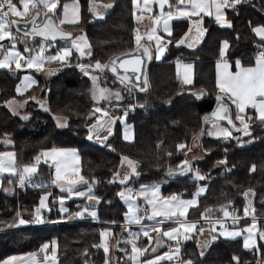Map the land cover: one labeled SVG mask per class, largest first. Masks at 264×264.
Listing matches in <instances>:
<instances>
[{
  "label": "trees",
  "instance_id": "1",
  "mask_svg": "<svg viewBox=\"0 0 264 264\" xmlns=\"http://www.w3.org/2000/svg\"><path fill=\"white\" fill-rule=\"evenodd\" d=\"M65 1L58 0V6L52 13L54 20ZM78 2L82 7L78 22L60 27L71 37L73 31L85 34L88 50L85 55L71 50L66 62L56 64L58 66L48 77L36 74L37 83L22 94L16 93L14 85L23 71L0 69V151L11 149L15 163L22 165L30 163L43 148H75L79 154V172L91 185L90 196L93 198L91 203L86 202V197L69 199L65 202L68 210L59 212L54 200L61 192L50 186L51 172L44 163L38 165L35 174L47 181L48 185L44 187L25 183L21 186L11 174L3 176L0 187V263L13 255L35 253L38 259H42L44 254L52 253L55 264H104L107 253L101 244L100 229L110 230L113 238L120 233L119 226L124 222L125 213V204L118 195L122 188L157 185L164 197L176 196L181 190L184 197L189 196L197 185L206 183L197 204L187 211L186 218L196 220L198 225L197 230L188 234L189 239L179 241V262L163 259L156 264H185L187 261H192V264H237L233 257L239 258V264H264V241L258 236V257L253 248H244L239 238L223 239L212 233L199 236V229L204 231L211 220L221 217L222 206L229 210L237 204V215L245 217L235 225L240 228L249 222L250 216H264V125L253 117L248 129L251 135H245L244 126L235 120V106L227 99L233 122L240 126L239 131L222 124L230 130L231 136H211L207 133L209 123L205 126L201 123L202 115L211 109L216 97L223 95L215 85L213 72L221 41L228 42L225 57L229 61L250 62L254 50L252 41H257L252 28L264 25V0H240L225 7L224 16L231 22L230 27L202 15L199 19L202 35L194 46L190 45V39L188 44L178 43L191 25L188 19L172 20L171 34H158L163 43L162 53H156L153 41L140 35V41H147L152 52L147 70L148 87L136 94L135 99L123 89L122 99L100 102L91 98L89 77L77 68V64L95 66L98 61L106 65L114 54L132 49L137 44L134 31L148 32L155 11L145 17L134 10L133 0H94L97 5H112L106 7L100 17H95L88 12L89 0ZM70 38L49 43L55 47L65 46ZM49 50H53V46ZM175 61L192 62L191 84H182L175 77ZM104 71L107 73L106 68ZM105 83L112 85L109 79ZM195 90H203L204 93L196 98L191 94ZM8 99L23 100V107L17 112L10 111L5 105ZM97 107L110 115L124 112L125 120L132 127V139L121 137L118 120L111 126V135H108L109 129L101 133L104 123L97 119ZM25 116L28 119H24ZM53 116L64 117V126H55ZM245 120L248 122L247 118ZM99 123L102 126L96 133L101 134H90V129ZM199 133L201 135L197 139ZM90 135L91 140L88 139ZM106 135L108 138L104 140ZM179 143H184V147L178 148ZM194 146L198 148L199 156L191 159L186 151ZM122 156L134 161L139 173L132 174L123 184L115 178ZM182 160L183 164L187 161L190 165L188 175L179 179L165 178V170L181 166L179 162ZM194 171L205 178L193 179ZM9 180L13 191L6 193L3 187ZM250 189L254 195L249 200L243 193ZM46 190L50 191L49 208L41 211L43 222L29 224L35 218L33 213L39 197ZM19 205L23 206L20 207L21 219L29 223L16 227L12 223ZM82 206L92 207L95 217L87 213L78 217L76 211ZM245 207L249 208L247 217L244 215ZM206 209L211 211L206 212ZM258 230H264V220L259 219ZM213 236L217 239L213 240ZM114 240L112 264H133L128 257L132 254L130 243L118 238ZM205 241L209 243L205 245ZM45 244L49 247L42 250ZM38 246L41 249L36 252ZM150 247H146L145 254H149Z\"/></svg>",
  "mask_w": 264,
  "mask_h": 264
},
{
  "label": "snow or ice",
  "instance_id": "2",
  "mask_svg": "<svg viewBox=\"0 0 264 264\" xmlns=\"http://www.w3.org/2000/svg\"><path fill=\"white\" fill-rule=\"evenodd\" d=\"M135 3L136 0H133ZM240 0H176V5L169 4V0H159L160 8L163 9L165 4L169 5V8L175 7L176 13L178 15H175L173 11H168L167 12V19L164 21V28L166 31H168V20L173 19V18H180V17H186L190 18L191 16H200L201 13L204 15L208 16H215V20L218 23L225 24L227 26H231V22L228 21L224 13L222 12V9L225 7L233 6L235 3H239ZM58 5V0H0V41L5 40L6 38L10 41L16 40L17 37L13 34L12 28L13 26H18L21 23V19L23 18L24 22L26 23H35L36 18L40 15V8L42 6L43 9H46L47 12H52L57 8ZM148 6V0H145V7L147 8ZM184 6V7H181ZM64 11H65V17L67 18V12L69 9V5L65 4L64 6ZM106 7H112L111 4L106 5ZM213 9H215V12L213 13ZM150 10V9H149ZM73 11L77 12L78 8L73 6ZM91 11V8H90ZM47 12H45V15H47ZM31 16V20L29 21L27 18ZM11 17V18H10ZM65 20H61V23H64ZM71 23H77L78 19H74L69 21ZM47 28V25L45 26ZM17 30H19L17 28ZM154 31V30H153ZM197 31H200L199 25H197ZM252 31L260 37L261 41L264 42V25L256 26L252 28ZM33 33L35 35L43 36L45 40L48 39L49 35L53 40L56 39V34L55 32H46L43 30L37 31L35 28H33ZM169 34H171L169 32ZM27 35V33H25ZM150 40L152 39V36L150 35L148 37ZM79 39H84V37H80ZM141 37L137 35L136 40L137 43L139 44ZM183 39L179 41L178 43H183ZM73 46L77 47L78 50L79 46L76 44L75 41H73ZM13 48L15 45L12 46ZM90 47V45H88ZM229 47L228 42L224 41L223 42V47L221 48V56L223 57L225 54V49ZM4 45L0 44V49H3ZM163 47H158L157 51L158 52H163ZM26 51H32L31 49H26ZM44 51V48L41 47L40 52L42 53ZM145 52H147V49H145ZM85 53L81 50V55H84ZM71 55V51L68 48H64L60 50L56 55L53 56H47L44 57L40 54H37L35 57H29V58H24L22 57L21 53L19 51H7L6 54L4 55V58L0 60V69H11L12 65L15 64V68L17 70L23 68V67H28L32 68L35 66L37 70H40L43 67V62L44 60H47L48 62L51 61H60L63 62L66 60L67 57ZM90 55V53H89ZM158 58V57H157ZM119 59V58H117ZM21 60L24 62L21 63ZM115 61L112 62V71L115 73L116 72V67H115ZM136 63L139 65L141 61L138 59ZM82 71H85L84 66H80ZM109 67V65H101L100 62H96L95 68L103 71L104 68ZM225 73L223 77L221 78L218 75L217 78V87L220 89V92L223 95H218L216 97L218 101V106L217 110L212 114L213 116L217 117L220 120H227L229 124H232L233 127H235L233 123V119L231 118L230 111L228 104L226 103H220L221 101L227 99L228 101L231 102V104L235 105L237 109V113L235 115V120H238L240 124L244 126V132L245 135H251L249 129V124L253 120V116H247V121L245 120V115H246V109L247 108H252L255 110L256 116L255 119L259 121L262 125H264V50H261L255 57V65L251 67H243L241 65V62L239 60L236 61V67L238 69L237 72L234 74L231 72L227 71L228 65L225 63ZM137 69L134 67L132 71H136ZM142 74H143V69H140ZM85 74L87 72L85 71ZM25 81H29V77L24 78ZM93 81H95L97 78L92 77ZM124 79H131L130 77H121V80L123 81ZM31 83H35L34 80L30 81ZM185 82L190 83L191 81L188 80V78H185ZM146 83V80H145ZM17 92L22 94L21 89L17 87ZM143 90V89H142ZM108 90L106 89H99L98 95L94 93L93 98L97 100H105L108 98L106 95ZM117 98L122 99V97H119V94L117 93ZM32 99H35V97H32ZM12 101H9L8 104L9 106L11 105ZM23 107V105H21ZM96 112H104L105 115H107V112L99 107L95 109ZM24 119H28L27 116L23 117ZM205 121H208V117H205ZM63 126V125H62ZM129 129L126 128V132ZM240 129H237L239 131ZM90 131H96V127L93 126ZM211 135V133H209ZM222 134L225 138L231 136V132L227 129L224 128L221 130L220 133ZM108 135H111V130L109 129ZM108 136H104V140H107ZM125 139H129L128 135L125 134L124 136ZM89 140L92 139V136L90 135L88 137ZM181 148L184 147V145H180ZM45 156H52L54 159V164H55V179L52 181V183H57L58 181L61 180H66L69 187L64 188L61 186V191H67L69 193V196L72 194L78 195V196H85L87 193L80 192V191H75L74 192V185L78 183H83V184H88V181L85 180L83 176H79L78 180L71 179L64 175V172L67 171L68 166H69V156L66 155V150L64 149H55L53 148L51 152H45L43 153ZM72 157H75L76 153L73 150L70 154ZM4 156L8 157V160L3 159ZM59 157V158H57ZM41 157L37 156L35 157V160L37 163H39ZM124 161H127L129 167H131L132 173L135 175H139V173L136 171L135 167V162L129 159L128 157H123L122 158ZM187 163V161H185ZM37 168L35 164H28V165H23V170L19 171L15 165V157L11 153H0V173H3L5 171H8L12 175H18L19 182L21 186L25 183L26 180L30 179L31 175L36 172ZM252 170H255V166H253ZM131 174H125L122 178H120V183H125L128 179L131 178ZM170 175L172 174L171 171L169 173ZM117 176L120 174L117 173ZM198 178L199 179H204L205 177L200 176L199 174ZM39 187H44L43 184L39 185ZM150 191L153 192L154 196L153 199L148 200V203L152 205V214L148 216L147 218L149 220H153L156 217H175L177 216V210L179 208H184L185 211L187 210L188 206L190 205H195L196 201L195 199L193 200H188V201H183L177 200L176 196L171 197L170 199H164L160 200L158 197L155 196V193L159 191L158 186H153L149 189ZM7 191V189H6ZM204 189H200L199 192H197L195 195L199 196ZM89 192H91V187H89ZM118 195L121 196V198H125V194L123 192L118 193ZM243 195L246 198H249L251 195H254L252 190L250 189L248 192L243 193ZM93 197L89 196V199H92ZM47 200V196H44L41 198L40 201V207L36 209V216L37 219L35 222L37 223H42L43 221L39 219L40 217V210L45 206V201ZM63 204V200H61V205ZM176 209V210H174ZM62 211H67L66 208H61ZM221 210L223 211V215L225 217L229 216V211L227 206H222ZM206 212H210L211 209H206ZM235 211V209H233ZM254 212V209H252ZM139 212V208L136 205L129 204V213H126V217L128 218L129 223H140V217L137 215ZM145 212H147V209H145ZM249 213V208L245 207L244 209V215L248 216ZM76 215H80V213H77ZM91 215L95 217L96 213L92 212ZM180 216H184L185 212L181 211L179 212ZM202 217H204V214H201ZM234 220L238 221V217H233ZM253 221H255V217L253 216ZM164 220H158L156 222V225L151 228V231L160 233L161 232V226L164 224ZM20 224H25L27 223L25 220L20 219L19 221ZM217 223H220V221H217ZM196 224L197 222H191V223H180L179 227H174L171 228L169 231H164L162 233L163 236L168 237L170 240H178V236L180 234V228H183L184 230V238L189 239L190 237L187 235L188 232L197 230L196 229ZM254 230H256L254 232ZM199 231H203V229H199ZM215 231V229H213ZM243 232H247L248 235L244 237V247L245 248H253L257 247L256 244V237L258 236L259 240L264 241V230H258L256 229V224L253 223L250 227L243 229L241 231H232V232H221V236H225L226 238H236L238 236H241ZM102 235H106V233H102ZM144 236H148L149 233L148 231H143ZM133 239L130 241H127L132 245V252L143 255L147 249H141L137 247L136 243L133 241L138 238V234L133 233L132 234ZM151 240L152 237H149ZM158 239V237H157ZM217 239L216 236H213V240ZM55 243V242H53ZM209 242L205 241V245H207ZM49 247L48 244L43 245L42 250L47 249ZM105 253L109 251V249L105 246L104 247ZM152 251H155V248L152 249ZM177 253L179 252V248H177ZM35 255V254H33ZM203 255V253H201ZM132 259H135L136 257H131ZM165 257H157V260L164 259ZM16 257L9 258L8 260L4 261L3 264H13V261L16 260ZM167 259L171 260L172 256L167 255ZM234 260L237 261V264H239V258L238 257H233ZM53 260H55V257L53 256ZM147 264H156L155 261H148ZM185 264H192V261H187Z\"/></svg>",
  "mask_w": 264,
  "mask_h": 264
},
{
  "label": "rangeland",
  "instance_id": "3",
  "mask_svg": "<svg viewBox=\"0 0 264 264\" xmlns=\"http://www.w3.org/2000/svg\"><path fill=\"white\" fill-rule=\"evenodd\" d=\"M155 2V4H154ZM65 4H68L70 7L68 9V12H67V18L65 17V11H64V5ZM133 5H134V8H136V10H142V9H147L149 10L150 12L146 11V12H141L145 15H149L151 14V12L155 9H157V12L155 11V14H154V17L153 19L157 21H159L160 19H162L164 16H163V9L160 8V4H159V0H148V6L147 8L145 7V0H136V2L134 3L133 2ZM58 6V5H57ZM73 6L78 8V11L77 12H74L73 11ZM153 7V8H152ZM60 12L58 14H56L55 16V22L58 26H61L63 27L64 25L68 24V23H71L69 21L71 20H74V19H79V17L81 16V13H82V7L81 5L79 4L78 0H66L65 2H63V4L60 6ZM105 11V8H102L101 6H99L97 8V12H93L94 16L95 17H100L101 14ZM45 12H47L46 9H43L42 6L40 8V16L44 17L46 16L45 15ZM55 10H53L52 12H47V15H52V13L54 14ZM100 13V14H98ZM11 18V17H10ZM61 20H65L64 23H61ZM192 24V23H191ZM222 26H226L225 24H222L220 23ZM151 30V29H150ZM148 31V32H144L143 34H141L139 31L135 32V35H134V38L136 39L137 35H141L144 39L146 40H150L148 37L150 36L151 34V31ZM12 31H13V34L17 37L16 40H8L7 38L3 41H0V44H3L4 45V48L3 49H0L1 51V56H0V60L4 58V55L6 54L7 51H12V52H15V51H19L22 55V57H24L25 59L26 58H29V57H35L37 56V54H40L44 57H47V56H53V55H56L60 50L64 49V48H68L70 51L71 50H74L78 55H81V50L86 54L87 53V40H86V37H85V34L83 32H72L73 33V37H71L69 40H67V44L65 46H59V47H55V44H52L53 46V50H49L46 48V45L49 43V40H45V39H37V42L33 44V41H25L28 44L30 45V48L28 49H31V53H26V48L25 46H21V38H18V36L15 34L14 32V29L12 28ZM140 36V37H141ZM80 37H84V39H79ZM200 40V35L198 34H192L191 38H190V45L191 46H194L196 43H198ZM73 41L76 42V44L79 46V49H77V47H74L73 46ZM152 41L154 43V49H155V52L157 51V48L158 47H163V43L160 41V38H158V34H155V37L152 38ZM225 40L221 41V48L223 47V42ZM66 43V41H64V44ZM15 45V47L13 48L12 46ZM24 45V43H23ZM33 46V47H32ZM32 47V48H31ZM41 47L44 48V51L41 53L40 52V49ZM158 53V51H157ZM84 54V55H85ZM156 58V57H155ZM24 61L21 60V63H23ZM66 61H63V62H60V61H51V62H48L47 60H44L43 62V66H48L47 68H44L42 71V78H45V77H48L49 73L51 71H53L58 65V63H64ZM84 66V69L85 71L87 72V76L89 77V80H90V86H89V90H90V96L93 100H95V102H100L101 100H97V99H94L93 96H94V93L98 95V92H99V89L103 88V89H106L108 90L106 95L108 96L107 99H112V98H117V93L119 94V97H121V90L123 89H126L127 93L131 95V97L133 99H135L136 97V94H138L139 92L137 91L136 94H132L129 87L128 86H124L122 84H120L119 82L116 81V79L112 76H110V74L107 72L104 71H101L99 69H96L95 66H92V65H85V64H77V68L81 70V67L80 66ZM23 68H26V69H34L33 72L29 73H23L21 75V77L19 78V81L18 83H16L14 86H15V91L17 94H20L17 92V87H19L21 89V92L27 90L28 88H30L34 83H31L30 81L31 80H34L36 82V79L38 78L37 77V72L38 70L34 67L32 68H28V67H23ZM82 71V70H81ZM85 71H82L83 73H85ZM25 77H29L30 80L29 81H25ZM92 77H96L97 79L95 81H93ZM176 77V76H175ZM177 78V77H176ZM109 79V81H111L112 85H109V84H106L105 82ZM69 95L71 96V93H69ZM9 101H12V102H15L17 103V105H19L18 103L20 101H23V100H11V99H8L5 101V105L10 109V111L12 112H17L18 110L14 109V108H17L16 106H14L12 103L11 105L9 106L8 102ZM21 103V102H20ZM133 106H136L135 103H133ZM107 112V111H106ZM99 120L103 121L104 125H103V129L101 131V133H104V131L108 130V129H111V126L113 124V122L115 120H118L119 123H120V131H121V137L124 139V140H131L132 139V127H131V124L128 123L126 120H125V113H121L119 115H110L109 112H107V115L104 114V112H98V116ZM53 123L55 126L57 127H61L62 125L64 126L65 124V118L62 117V116H53ZM102 126V125H101ZM220 129L222 128V124H216L214 122H210L207 126V133H211V136H218V133L216 132V129ZM126 128L129 129L127 132H126ZM101 133L97 134V136H99ZM125 134L128 135L129 139H125L124 136ZM210 135V134H209ZM180 145H185L184 143H179L177 145L178 148H181ZM55 149H64L66 150V155L69 156V166H68V169L66 172H64V175H66L67 177L71 178V179H74V180H78L79 179V176H81L80 172H79V154L77 152V150L75 148H72V147H53ZM53 148H43V149H40L37 154L34 156L33 160L30 162V163H27V164H22V165H16L17 169L19 171H22L23 170V165H28V164H35L36 165V168L38 170V165L40 163H44L46 165H49L50 163L54 162V159L52 156H45L43 155V153L45 152H51V150ZM75 151L76 155L75 157H72L70 154L72 151ZM0 153H11L14 155L15 157V154L14 152L11 150V149H5V150H1ZM188 153V156L189 158H194V157H198L199 156V150L196 146H194L193 148H191L189 151H186V154ZM37 156H40L41 159L39 161V163H37V161L35 160V157ZM125 157V156H122L121 157V160H120V163H121V166H120V169L118 170L117 173H119L120 175L117 176L115 175V178L120 182V178H122L125 174H131L132 173V170H131V167H129L127 161H124L122 158ZM59 158V157H57ZM3 159L5 160H8V157L7 156H4ZM130 159V158H129ZM184 162V160H182L181 162H179V165H182ZM37 170L34 174L31 175L30 179L26 180L25 181V184H28V185H33V186H39L41 184H43L44 186L48 185L47 181H45L44 179L42 178H38L35 176V174L37 173ZM116 173V174H117ZM10 174L8 171H5L3 173H0V187L2 185V179H3V176L5 175H8ZM12 175V174H11ZM55 175H56V172H55V164H54V171L51 172V178H50V181H49V184L50 186H54L57 188V190H59L61 193H58L57 195V198L54 200L56 202V206H57V209L59 210V212L61 213H65V211H62L61 208H66L68 210V207L67 205L65 204V202L69 199H76V198H82V197H86L85 200L86 202L88 203H91L92 199H89V196H90V192H89V187H91L90 184H86L84 185L83 183H78V184H75L73 187H74V192L75 191H80V192H84V193H87V195L85 196H78V195H75V194H72L71 196H69V193L67 191H61V186H63L64 188H67L69 187L68 183L66 180H61V181H58L57 183H52V181L55 179ZM132 175V174H131ZM16 178V183H20L19 182V178H18V175H12ZM199 179V178H198ZM199 185H204L206 188V183H203V184H199ZM153 186H157V185H144V186H138V187H134V190L132 191H137L138 192V195L140 196L142 194L143 198L144 196H146L148 194V197H149V200L153 199V192L150 191L149 189ZM129 187H126V188H122V191L124 194H125V198H121L122 202L125 204V213H124V217H123V220H124V223L126 224L125 226H127L129 223L128 221V218L126 217V213H129V204H133V205H136L138 208H139V212L137 213V215H141V216H144V211H145V208L147 209L148 208V213H147V217L150 216L152 214V205L149 204L148 202H146V206L141 202L139 204L138 200H137V196H136V193L135 192H132L128 189ZM136 188V190H135ZM159 188V186H158ZM7 189V191H6ZM3 190L6 192V193H11L13 191V185H12V181L9 180L7 182L6 185H4L3 187ZM205 190V189H204ZM91 191H92V187H91ZM49 195H50V191H44L43 193H41L40 197H39V200H38V203H37V206L34 210V213L33 215H35V218L32 219L29 223V224H35L36 222V219H37V216H36V209L38 207H40V201H41V198L44 197V196H47V200L45 201V206L43 208H41L40 210V217L39 219L43 221L42 219V213L41 211L44 210V209H48L49 208V205H48V199H49ZM155 196L158 197L160 200L162 199H166V198H171V197H161V194H160V191H158L157 193H155ZM121 197V196H120ZM61 200H63V204L61 205ZM19 209H17V212L15 214V217H14V221H13V225H15L16 227L17 226H22L23 224H20L19 221L21 219V208L20 207H23V206H18ZM92 212H95V210L90 207V206H82L81 209H78L76 211V214L77 213H80L79 216H81L83 213H87L88 215L92 216L91 213ZM230 214V213H229ZM223 215V214H222ZM249 216V215H248ZM222 217H225L224 215ZM247 217V216H246ZM251 219H253V216H250ZM255 219H257L256 216H254ZM227 218V217H226ZM214 220V219H213ZM250 221V220H249ZM200 223V222H199ZM210 224H211V221H210ZM104 228V227H103ZM128 230L126 231V235L125 236H122L121 233L118 234L117 236H115V238H113L111 235V231L110 230H102V228L100 229L101 231V244L103 245V247H107L109 249V251L107 252V262H105L104 264H112L113 262V255H112V252L115 248V245H114V242L117 238L122 240V241H130L133 239L132 237V234L135 233V234H138L140 233V235H143V230L142 229H139L140 232H136V227L134 229V226H130V227H127ZM181 231H182V235L181 237L183 238L184 237V230L183 228H181ZM102 233H106V235H102ZM189 234V232L187 233V235ZM206 232H201L199 234L200 237L202 236H206ZM134 243H136L137 247L141 248V249H145L142 248V246L140 247V242L141 239L138 237L136 240L133 241ZM129 248H130V252L132 253L130 256L128 254V257L129 259H131V262L133 264H139V260L141 259V255L139 254H136V253H133L132 252V245L129 244ZM154 247H150L149 248V252L151 253L152 249ZM129 252V251H128ZM146 251L143 253L145 254ZM45 255V264H55V261L53 260V254L52 253H46L44 254ZM136 257L135 259H132L131 257ZM146 257V256H145ZM144 256L142 257L145 258ZM175 258V257H173ZM172 262H179V258L177 257L176 259H172L170 260ZM141 264V263H140Z\"/></svg>",
  "mask_w": 264,
  "mask_h": 264
},
{
  "label": "crops",
  "instance_id": "4",
  "mask_svg": "<svg viewBox=\"0 0 264 264\" xmlns=\"http://www.w3.org/2000/svg\"><path fill=\"white\" fill-rule=\"evenodd\" d=\"M230 3H231V0H230ZM154 4H155V2H154ZM169 4H172V5H176V0H169ZM99 6H101L102 8H106L105 6H103V5H97V7H96V9L99 7ZM181 7H184V6H181ZM153 8V7H152ZM224 9L225 8H223L222 9V12L224 13ZM134 10L135 11H137L138 13H139V15H140V13L141 12H146V11H148V12H150L149 10H147V9H142V10H136V8H134ZM173 11L174 12V14L175 15H178V13H176V9H175V7H173V8H169V5L168 4H165V8H164V10H163V18L162 19H160L159 21H157L156 22V20L155 19H153V17H154V15H152L151 17V19H150V21H151V36H152V38H154L155 37V34H161V35H164V36H168L169 35V32H171V23H172V20H177V19H188V20H190V22L191 23H194V22H199V19L201 18V16L202 15H204L203 13H201L200 14V16H191L190 18H186V17H180V18H173V19H170V20H168V31H166L165 30V28H164V21H165V19H167V12L168 11ZM97 11V10H96ZM153 11H156L157 12V9H155V10H153ZM152 11V12H153ZM151 12V13H152ZM215 12V9H213V13ZM100 14V13H99ZM102 15V14H101ZM139 15H137V16H139ZM141 15L143 16V13H141ZM148 15V14H147ZM144 16H145V14H144ZM205 16H207V17H209V18H213V19H215V16L214 15H212V16H208V15H205ZM146 17V16H145ZM155 18V17H154ZM23 19V18H22ZM145 19V18H144ZM143 22H145V21H143ZM257 26H260V25H257ZM256 27V26H255ZM154 30V31H153ZM15 32V31H14ZM254 33V32H253ZM15 34L18 36V38H21V46H25V48L26 49H28V48H30V45H28V44H30V43H28V44H26L25 45V43H27V42H29V41H33V40H35V38H28V37H24V36H22V35H20V34H18V33H16L15 32ZM254 35H255V38L257 39V42H258V44L261 46V49L262 50H264V42H262L261 41V39H260V37L259 36H257L255 33H254ZM152 40V39H151ZM25 41H27V42H25ZM23 43H24V45H23ZM33 44H34V41H33ZM51 44V43H50ZM52 46V45H51ZM33 47V46H32ZM31 47V48H32ZM2 51V50H1ZM1 51H0V56H1ZM26 53H31V51H26ZM156 53H157V51H156ZM2 60V59H1ZM237 60H239V59H234L232 62L231 61H229L226 57H225V54H224V56L222 57L221 56V45H220V54H219V56L217 57V58H215V60H214V62H213V64H214V76H215V85H216V87H217V78H218V75L222 78L223 77V75H224V73H225V67H224V65H225V63H227V65H228V68H227V71L228 72H231V73H235V72H237L238 71V69H237V67H236V61ZM240 61V60H239ZM241 62V61H240ZM241 65L243 66V67H251V66H254L255 65V59H252L250 62H247V63H244V62H241ZM48 66H43L40 70H38V72H37V75L39 76H42V71L41 70H43L44 68H47ZM7 70H17L16 68H15V64H13L12 65V67H11V69H7ZM19 70H22L23 72L21 73V75L23 74V73H27V72H29V73H31L28 69H26V68H21V69H19ZM32 70H34V69H32ZM174 70H175V76L177 77V79L182 83V84H185V85H189V84H191V82H192V78H193V64H192V62H189V61H175L174 62ZM21 75H20V77H21ZM43 77V76H42ZM188 78V80H190L191 82L190 83H187V82H185V78ZM37 83V79H36V82L34 83V84H36ZM33 84V85H34ZM218 88V87H217ZM219 89V88H218ZM220 90V89H219ZM24 92V91H23ZM22 92V93H23ZM12 100V99H11ZM14 100V99H13ZM21 102V103H20ZM18 104L19 105H17V103H15V102H12V104L14 105V106H16L17 108H14V109H16V110H18V109H20L21 108V105H23V101H20ZM235 106V105H234ZM7 107V106H6ZM8 108V107H7ZM10 108V107H9ZM8 108V109H9ZM235 109H236V107H235ZM10 110V109H9ZM236 111V113H237V109L235 110ZM253 116V117H255L256 116V113H255V110L254 109H252V108H247L246 109V115H245V118H247V116ZM214 123H216V122H214ZM216 124H218V123H216ZM224 128H227V127H225V126H223L222 125V128L220 129V127H219V129H216V132L217 133H220L221 132V130L222 129H224ZM228 129V128H227ZM229 130V129H228ZM230 131V130H229ZM220 135H222V134H218V136L220 137ZM193 179H198V175H197V173H192V176H191ZM205 186L204 185H197L196 186V188L193 190V192L189 195V196H181V197H179L178 196V194L176 195V197H177V200L178 201H180V200H183V201H188V200H193V199H195V201H196V204H197V199H198V197L201 195V194H203V192L199 195V196H196L195 194L197 193V192H199L200 191V189H205L204 188ZM133 190H134V188H133ZM135 190H136V188H135ZM132 192H135L136 193V196H137V200H138V202H139V204L142 202L145 206H146V202H148V200H149V197H148V194L146 195V196H144V198H143V196H142V194L139 196L138 195V192L137 191H132ZM161 197H164V196H162L161 195ZM166 199H169V198H166ZM162 200H164V199H162ZM195 204V205H196ZM192 206H194V205H190V206H188V208H187V210L185 211V209L184 208H179L178 210H177V216H175V217H171V218H168V217H156L155 219H153V220H149L148 218H147V213H148V208H147V212H145L144 213V216H141L140 214L138 215L139 217H140V223H130V224H128L127 226H125L126 224L124 223V222H122V223H120V226H119V232L121 233V235L122 236H125L126 235V231L128 230V228L127 227H130V226H134V229H135V227H136V232H140L139 231V229H142L143 231H148V233H149V235L146 237V236H144V235H140V233H139V235H138V237L141 239V244H140V247L142 246V248H144L145 247V249H146V247H148V246H150L151 245V247H154L155 248V251H151V253L149 252V254H143V255H141L140 257H141V259L139 260V264L141 263V264H147V262L148 261H155V262H158V261H161V260H163V259H161V260H157V257H165L164 259H166V260H169V259H167V255H171L172 256V259H176L177 257H178V253H177V248L175 247V245H172V244H170V242H168L167 240L169 239L168 237H166V236H163L162 235V233L164 232V231H169L171 228H174V227H179V224L180 223H191V222H197L196 220L194 221V220H188L187 218H186V214H187V211H188V209L190 208V207H192ZM79 209H81V208H79ZM146 209V208H145ZM174 210H176V209H174ZM181 211H184L185 212V215L184 216H180L179 215V212H181ZM146 214V215H145ZM223 214V211H221V217L223 216L222 215ZM224 219H226V217H223ZM161 219H163L165 222H164V224L161 226V232L160 233H157V232H153V231H151V228L153 227V226H155L156 225V222L158 221V220H161ZM253 223H255V221H253V220H250L249 221V224L247 223L246 225H244V226H242V228H240V227H231V228H220V227H217V225H216V220H214L213 222H211V224L208 226H205L204 228V231H202V232H206V233H212V234H217L218 236H220V237H223V239L224 238H226L225 236H221L220 235V233L221 232H232V231H241V230H243V229H246V228H248V227H250ZM196 225H198V223L196 224ZM213 229H215V231H213ZM256 229H257V227H256ZM102 230H108L107 228H102ZM256 230H254V232H255ZM191 232H193V231H191ZM191 232H189V234L191 233ZM119 233V234H120ZM143 234V233H142ZM181 235H182V231H181V228H180V234H179V236H178V239H180V240H182L183 238L181 237ZM248 235V233L247 232H243V234L241 235V236H238V237H236V238H239V239H241V241L240 242H242V246L244 247V237L245 236H247ZM149 237H152V239L150 240L149 239ZM157 237H158V239H157ZM236 238H234V239H236ZM228 239H232V238H228ZM245 248V247H244ZM33 254H35V253H32V254H20V255H13V256H9L7 259H5V260H3L0 264H3V262L4 261H6V260H8L9 258H12V257H16L17 259L16 260H14L13 261V264H45V258H42V259H38L37 258V255L35 254V255H33ZM146 255V257L145 258H143L142 259V257L143 256H145ZM173 257H175V258H173ZM171 259V260H172Z\"/></svg>",
  "mask_w": 264,
  "mask_h": 264
},
{
  "label": "water",
  "instance_id": "5",
  "mask_svg": "<svg viewBox=\"0 0 264 264\" xmlns=\"http://www.w3.org/2000/svg\"><path fill=\"white\" fill-rule=\"evenodd\" d=\"M88 6H89L88 12L92 14L93 12L95 13L97 12L96 11L97 4L96 2H94V0H89ZM90 8H91V11H90ZM27 19L30 21L31 16H29ZM46 25H47V28L45 27ZM197 25H199V29H200L199 22H194L190 25L187 33L183 37V41L185 43L187 44L189 43V39L192 34L202 35L201 30L197 31ZM17 28L19 30H17ZM33 28H35L37 31L43 30L46 32H55L56 39H64V38L71 37L69 32L62 29L56 24L52 15H46L39 24L26 23L24 22L23 19H21V23L18 26H13L14 31L22 36H27L30 39L33 37L44 39L43 36L35 35L33 33ZM25 33H27V35H25ZM47 40L53 41L50 35ZM145 49H147V52H145ZM151 58H152V52H151L150 45L147 41L142 40L139 42V44L137 43L132 49L122 51V52H119L111 56L106 63V65H109V67H107L106 70L112 76H114V78L118 79L125 85H129L133 87L138 92H143L148 87L147 70H148V65L151 61ZM138 59L141 61L139 65L136 63ZM113 61L116 62L115 63V67H116L115 73L111 70L113 66L112 65ZM134 67L137 69L136 71H132ZM141 68L143 69V74L140 70ZM121 77H130L131 79H124L122 81ZM145 80H146V83H145ZM203 93H204L203 90H195L191 92V94L196 98H200L203 95ZM220 103L228 104L225 100L221 101ZM43 104H45V102H43ZM217 106H218V101L216 99L211 109L207 113L202 115L201 117L202 125L205 126L210 122H216V123L225 124L234 131H237V129H240V126L238 125L234 124L235 127H233V125L229 124L227 120H220L217 117L213 116L212 114L217 110ZM228 107H229L230 115L232 118L231 108L229 104H228ZM205 117H208L207 122L205 121ZM94 126L96 127V131H97L101 127V123L94 125ZM96 131H90V134H94L96 133ZM200 135L201 133H199V135L197 136V139H199ZM189 168H190V165L188 163H184L181 166L175 167V168H167L164 172V176L167 179H179V178H182L188 175ZM170 171L172 173L171 175L169 174Z\"/></svg>",
  "mask_w": 264,
  "mask_h": 264
},
{
  "label": "built area",
  "instance_id": "6",
  "mask_svg": "<svg viewBox=\"0 0 264 264\" xmlns=\"http://www.w3.org/2000/svg\"><path fill=\"white\" fill-rule=\"evenodd\" d=\"M252 44H253V46H254V50H253L252 53H251V57H252V59H255L256 55H257L262 49H261V46L258 44L257 41L253 40V41H252ZM50 47H51V46H50L49 44L46 45V48H50ZM110 76H111V75H110ZM122 85H123V84H122ZM124 86H125V85H124ZM129 89H130V91H131L132 94H136V93H137V91L134 90L133 88L129 87ZM47 170L50 171V172H53V171H54V162H52V163H50L49 165H47ZM194 173H197V172L194 171ZM128 189H129L130 191H132V190H133V187H132V186H129ZM183 192H184V191L181 190V191L178 193V196L181 197L182 194H183ZM22 205H23V204H22ZM233 209H235V211H233ZM236 209H237V204H234L233 206H231V207L229 208V213H230L229 217H227L226 219H224V218H217V219H214V220H216V225H217L218 227H220V228H228V227L233 226L234 223L237 222V220H234L233 217H238L239 219L242 218L241 216H238V215L236 214ZM262 218L264 219L263 216H262ZM239 219H238V220H239ZM214 220H211V222H213ZM217 221H220V223H217ZM257 221H258V218L255 219L256 227H257ZM178 240H179V239H178ZM178 240H170V239H168L167 241L170 242V244H172V245H176V243L178 242ZM40 249H41V247L38 246L37 249H36V252H39Z\"/></svg>",
  "mask_w": 264,
  "mask_h": 264
},
{
  "label": "flooded vegetation",
  "instance_id": "7",
  "mask_svg": "<svg viewBox=\"0 0 264 264\" xmlns=\"http://www.w3.org/2000/svg\"><path fill=\"white\" fill-rule=\"evenodd\" d=\"M104 6V5H103ZM99 14V13H98ZM45 17V16H44ZM44 17H42V16H38L37 18H36V21H35V23L36 24H39L42 20H43V18ZM24 37H27V36H24ZM33 38H35V37H33ZM37 39H39V38H35V40H37ZM35 40H34V43H35ZM19 110V109H18ZM236 212H237V209H236ZM237 214V213H236ZM263 216V215H262ZM262 216H260V217H257L258 218V221H257V229H258V222H259V219H261L262 221L264 220L263 218H262ZM264 217V216H263ZM245 217H242L241 219H239L238 221H240V220H243ZM238 221L236 222V223H238ZM236 223H234V226L236 225ZM235 227H239V226H235ZM179 241H181L180 239L178 240V242L176 243V245H175V247L177 248V246H178V244H179ZM256 241H257V237H256ZM256 244H257V242H256ZM250 249V248H249ZM253 249H254V251H255V255L258 257L259 255V247H258V245H257V247H253Z\"/></svg>",
  "mask_w": 264,
  "mask_h": 264
}]
</instances>
